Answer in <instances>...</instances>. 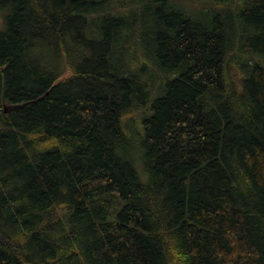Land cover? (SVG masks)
I'll return each instance as SVG.
<instances>
[{
    "label": "trees",
    "instance_id": "obj_1",
    "mask_svg": "<svg viewBox=\"0 0 264 264\" xmlns=\"http://www.w3.org/2000/svg\"><path fill=\"white\" fill-rule=\"evenodd\" d=\"M207 2L0 0V264H264V0Z\"/></svg>",
    "mask_w": 264,
    "mask_h": 264
},
{
    "label": "rangeland",
    "instance_id": "obj_2",
    "mask_svg": "<svg viewBox=\"0 0 264 264\" xmlns=\"http://www.w3.org/2000/svg\"><path fill=\"white\" fill-rule=\"evenodd\" d=\"M185 3V7L189 10V11H199L198 9H201L202 7L208 5L209 0H184Z\"/></svg>",
    "mask_w": 264,
    "mask_h": 264
},
{
    "label": "water",
    "instance_id": "obj_3",
    "mask_svg": "<svg viewBox=\"0 0 264 264\" xmlns=\"http://www.w3.org/2000/svg\"><path fill=\"white\" fill-rule=\"evenodd\" d=\"M5 110L8 111V107L7 106H5Z\"/></svg>",
    "mask_w": 264,
    "mask_h": 264
}]
</instances>
